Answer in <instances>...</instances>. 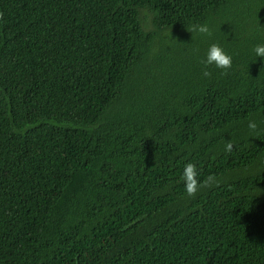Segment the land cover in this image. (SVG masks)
Returning <instances> with one entry per match:
<instances>
[{
  "label": "trees",
  "instance_id": "16d2710c",
  "mask_svg": "<svg viewBox=\"0 0 264 264\" xmlns=\"http://www.w3.org/2000/svg\"><path fill=\"white\" fill-rule=\"evenodd\" d=\"M257 45L264 0H0V264H264Z\"/></svg>",
  "mask_w": 264,
  "mask_h": 264
},
{
  "label": "clouds",
  "instance_id": "9594fccd",
  "mask_svg": "<svg viewBox=\"0 0 264 264\" xmlns=\"http://www.w3.org/2000/svg\"><path fill=\"white\" fill-rule=\"evenodd\" d=\"M190 33L198 32L202 35H209V28L207 24H194L190 29ZM254 52L257 57L264 58V45H257L254 48ZM205 64V69L209 65H214L216 68L223 70V74H227V70L232 67V57L225 53V51L217 44H212L207 52L206 60L202 61ZM204 76H210L211 73L207 70L204 71ZM248 127L255 130L257 127L254 121H250ZM233 149V144L231 141L226 143V151L231 152ZM199 173L196 165L192 163H187L184 167L182 180L185 186L186 195L190 198H194L198 191L203 187L202 182L198 179Z\"/></svg>",
  "mask_w": 264,
  "mask_h": 264
}]
</instances>
